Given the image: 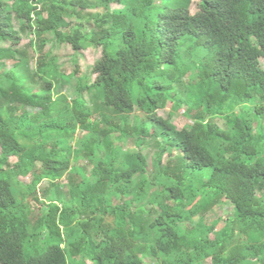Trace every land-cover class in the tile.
I'll list each match as a JSON object with an SVG mask.
<instances>
[{
	"label": "trees",
	"instance_id": "1",
	"mask_svg": "<svg viewBox=\"0 0 264 264\" xmlns=\"http://www.w3.org/2000/svg\"><path fill=\"white\" fill-rule=\"evenodd\" d=\"M155 3L0 0V264H145L149 257L159 264H264V0H200L198 13L194 0H167L158 10ZM21 32L34 36L41 61L48 37L69 45L75 71H32L18 50ZM90 48L99 54L94 82L79 76L82 51ZM190 55L196 60L186 72ZM177 91L191 131L173 125L174 114H159ZM138 106L146 120L123 128L114 122ZM57 116L67 124L53 123ZM111 131L117 140L155 142V177L145 154H123ZM64 132L76 147L63 141ZM13 159L23 163L14 167ZM83 160L94 168L86 183H72L69 206L51 202L59 196L42 185L79 178L71 174ZM32 174L33 184L22 181ZM75 188L88 191L82 212L72 207ZM110 193L125 203L116 205ZM224 200L237 217L220 232L221 219L210 225L203 217ZM32 230L58 243L28 258Z\"/></svg>",
	"mask_w": 264,
	"mask_h": 264
},
{
	"label": "rangeland",
	"instance_id": "2",
	"mask_svg": "<svg viewBox=\"0 0 264 264\" xmlns=\"http://www.w3.org/2000/svg\"><path fill=\"white\" fill-rule=\"evenodd\" d=\"M167 0H155V6H156V10L161 9L162 6H164L165 2ZM192 10L194 13H198L200 11V0H194V5L192 6ZM90 12V11H88ZM16 31H20V26L17 23V21L14 22ZM21 38H22V42L21 45L19 46L18 50L21 54H24L28 60L30 61V68L32 71H36V73L40 72L39 68H44L45 66L50 65L51 68H57L59 69L62 73L64 74H72L75 71V58L76 55H74V52L72 51L71 47L69 45H62L59 46L58 44L56 45V43H53L54 37L50 36L47 38L48 43H51L50 45L46 46L45 51H44V57L48 56V59L45 61H41L40 55L34 50V48L31 47V41L34 40V36H27L26 33L21 32ZM11 45L10 44H5L2 46V49L9 51L10 50ZM191 50H193V47L191 45L188 46V48L186 49L185 54H189L188 52H190ZM82 54L85 55V58L81 60V67H80V77H84L87 76L90 79V82H94L97 78V75L93 72V68L95 65V61L97 59V57H99V54L94 50V49H88L86 51H82ZM196 60L194 58L193 55H190L187 59H186V72L188 71L190 65L192 64V62ZM13 62L10 61L7 63L8 68L12 67ZM263 65H264V60H263ZM44 72H46V77L47 78H52L53 76L50 74V68L45 70ZM190 77V73L187 75V80ZM29 88H33L32 86L28 85V89ZM63 89V90H62ZM70 87L69 86H65L63 88V85L60 87V91H62V93L64 94H68ZM56 94V93H55ZM85 96V100L86 103L89 104V106H91L93 104L92 102V94L91 93H84ZM60 97H58L59 99ZM175 98H177L176 100H171L168 105L167 108L165 110H162L159 112L161 117H164L165 119L169 118L171 114H174V116L172 117V124L175 125L180 131L186 132V131H191L192 127H193V121L191 116H189L188 114H186L187 110H188V106L186 104V102L183 101V97H182V93L181 91H177L175 94ZM57 99V100H58ZM61 104V101L58 102V105ZM146 109L142 108L141 106H138L137 108V112L135 114L132 115H126L122 120L119 119L121 116H118L114 119V122L117 124H119L121 126V128L125 127L126 123L131 124L132 126L136 123L137 119L139 120H146V114L145 111ZM30 111L34 114L38 111L34 110V109H30ZM55 112H61L62 108L57 107L55 110ZM240 114V108H238L237 112L234 113V116H238ZM53 123L57 124V125H66L67 121L63 118H60L57 116L56 118L52 119ZM264 122V120H263ZM219 123L223 126L226 127V122L223 119L219 120ZM256 126L258 128L259 126V121L256 120ZM67 128H72V127H67ZM115 132V133H114ZM111 131V139L112 141L115 140L117 147H119V149L121 150V152L123 154H135V153H139V152H143L145 154V156L148 159V164H149V171L150 173L155 177L157 174L158 169H155L154 167V160L155 158L158 156V149L157 146L155 145L154 141H151L149 144L147 145H140L139 142L137 141L136 138L130 137L126 140H122V139H118L117 137L119 136L117 131ZM82 133V132H81ZM81 133H79V136H77V139L81 136ZM114 133V134H113ZM64 137H63V141L66 144H71L73 147H76L77 144V140L76 139H72L71 143H70V137L69 135H75V133L73 131L68 133L64 132L63 133ZM68 135V136H67ZM78 135V133H77ZM152 136V134H148L146 137L148 139H150ZM171 151H173V149L170 147ZM1 153H2V149L0 147V158H1ZM179 153V151H176L175 154L177 155ZM164 162H168V155L165 157ZM23 160H19V159H13L12 160V164L14 167H16L19 164H22ZM80 166L78 167V165L75 166L73 173L71 174V177L75 178V176H79V178H76L74 181L71 180L68 181L67 179H64L60 184L54 185V184H50L49 183H44L42 185V188L44 189H52V192L54 193V195H57L59 197H51L49 200L51 202H60L61 205H63V207H68L69 203H70V191H71V187H72V183L74 185H78L79 183H81L80 181H83L84 183H86L88 181L89 175L91 174L92 170L94 167H91L86 161H81L80 162ZM35 180V175L32 174L29 178L26 179H22V181L24 183H26L27 185H31L33 184ZM61 188H63V191H65V194L63 195H58V193H62ZM77 189V188H75ZM77 191L75 192H78ZM80 193L77 195V200H75L74 205L72 206L73 208H75V210H79V212L84 211L85 209H83V206H88L89 204V199L87 198V189L84 188L83 190L79 191ZM110 196L113 197V201L116 205H123L125 203V199L124 197H122L121 195L117 194V193H110ZM45 200V197H44ZM92 204H97L95 198H93L92 200ZM173 204V203H171ZM34 208H35V213L37 215H40L43 213V209L40 208V205L33 203ZM58 205V204H57ZM60 207V205H58ZM88 208H86L87 210ZM237 217V212L234 209L233 205L230 203V201L228 200H224L222 205H219L217 208H215L212 212H209L208 215H206L204 218V220L210 224L213 225L215 223L216 220L221 219L222 222L218 225L217 227V231H222L223 229H225L229 223L233 222L234 220H236ZM199 220H202V218H197L195 221L196 223L199 222ZM83 221L81 219H79V222ZM84 223V221H83ZM32 233V239L27 243L26 245V255L28 256V258H37V257H41L44 256L48 253L49 249L52 248L53 246L56 245L55 240H53L52 238H49V236H46L45 234H42V236L36 234L33 230L31 231ZM77 237H81V233L77 235ZM85 262H87L88 264H93L90 263L89 260H86ZM145 264H159V260L155 257H149L147 259V261L145 262ZM205 264H213V260L212 259H208Z\"/></svg>",
	"mask_w": 264,
	"mask_h": 264
}]
</instances>
